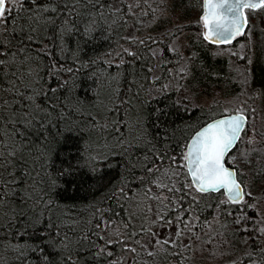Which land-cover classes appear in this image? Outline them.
Listing matches in <instances>:
<instances>
[{"label": "snow or ice", "instance_id": "1", "mask_svg": "<svg viewBox=\"0 0 264 264\" xmlns=\"http://www.w3.org/2000/svg\"><path fill=\"white\" fill-rule=\"evenodd\" d=\"M147 2L0 0V233H3L0 236V264H5L2 253L6 248L17 254L16 259L20 264H26L28 253L40 254L45 264H56V261L59 264H77L82 253L93 248L96 249L93 253L96 259L113 257L114 253L109 250L113 244L120 245L124 252L134 257L139 254L138 247L152 257L160 253L165 258L182 257L181 249L191 248L190 244L183 241L188 239L193 243L198 242L200 238L196 228L210 223L207 219L201 221L198 214L208 206L207 201L217 200V208L225 202L245 205L247 209L256 208L255 204L245 199L252 197V193L246 190L242 181H238L237 170L230 169L225 162L226 158L232 161L233 158L228 154L240 140L248 121L253 119L239 109L236 114L213 120L197 131L186 144L179 161L175 154H170L166 133L160 136L163 142L161 148H156L152 140H147L151 145L148 149L151 156L145 154L143 160L131 164V168L139 167L141 172L128 178L119 189V196L112 194L117 201L123 200L119 208L126 211V221L104 218L105 211L119 217L121 212L116 209L96 208L83 220L78 216L72 218L66 213L52 214L60 203L54 198V192L59 196L63 192L76 194L81 190H90L100 183V178L96 176L97 169L92 163L97 157H90L89 164L81 165L79 161L71 159V153L65 155L66 163L57 169L53 178L49 171L48 153L37 146L40 140L47 139L46 134H50L51 127H56L58 121L67 120L68 104L67 97L60 96V90L67 81L56 85L49 83V80L57 79L58 70H55V66H50L49 80H44L32 68L29 46L35 42L34 33L43 24L44 27H51L61 38L65 34L77 33L90 37L98 28V18H111L112 24L119 22L128 25L129 18L137 15L136 9H141L142 14L147 15L141 7ZM244 9L253 13L264 10V0H203V13L198 22L205 30L203 39L213 44H230L237 37L246 35L248 17ZM21 20L25 23H20ZM128 39L137 46L146 43L137 40L134 34ZM124 52L133 59L140 56L139 52L130 49H124ZM124 62L121 56L116 67L120 68ZM85 66L82 64L76 71ZM65 71L70 72L72 69ZM112 79L117 80V77ZM41 80L44 82L40 83ZM115 94L117 98L108 111L122 115L120 106L128 101L119 99L118 90H115ZM41 99L44 103H41ZM75 107L79 111L78 106ZM123 114H126V109ZM159 118L160 114L157 113L156 123ZM130 128L136 143L128 139ZM91 129L103 141V144L97 142L102 154L109 146L113 150L119 147L122 149L119 155L127 156L129 160L131 155L128 150L139 147L145 140L139 123L132 125L122 119L109 122L106 117L101 120L92 117ZM66 130L69 134L74 131L71 124L66 125ZM105 133L110 134V139ZM111 141H115V144H111ZM177 169H186V172L180 173ZM180 175L186 179L182 186L177 187L173 178H179ZM129 184H136L137 192H132ZM222 191L226 201L214 195ZM137 193H142L140 200L136 199ZM147 201L158 206L156 220L150 223L152 204L141 207ZM132 204L139 210L127 211ZM238 211L240 215L236 217L235 223L243 225L239 230L253 233L241 237L246 245L245 259L248 264H264V217H260L257 222V218L248 216L244 208ZM169 213L173 215L169 216ZM133 220L141 221L139 230ZM158 221L161 227H168L169 233L175 221V234H166L161 238L153 232L152 227ZM145 234L153 238L150 241L151 248H146L141 242ZM113 236L115 239L110 238ZM10 237H18L19 242L13 243ZM93 237L104 241V245H98ZM49 253H55V259ZM108 264L123 262L115 257ZM240 264H244V260Z\"/></svg>", "mask_w": 264, "mask_h": 264}, {"label": "trees", "instance_id": "2", "mask_svg": "<svg viewBox=\"0 0 264 264\" xmlns=\"http://www.w3.org/2000/svg\"><path fill=\"white\" fill-rule=\"evenodd\" d=\"M148 5L156 7L157 10L149 9L151 7ZM192 5L193 2L191 0H163V2L160 0V4H157V0H148L147 3L142 4V9L147 12V15L143 16L149 24L142 26L137 32L139 40L146 42L140 46H137L134 42L130 43L128 39L129 30L136 20L134 18L135 15L129 18L128 25H122L119 22L112 24L111 18L103 20L98 18V28L90 37L77 33L65 34L61 38L51 27H44L43 24L34 33L35 42L29 46L32 55V68L44 80H49L50 66L54 65L55 70H58L57 79H51L49 83L56 85L67 81L65 87L60 90V96L62 98L66 96L68 104L67 120L58 121L56 127H51L49 130L50 134H46L47 139L40 140L37 146L47 151L49 171L53 178H55L57 169L66 163L65 155L68 153L72 154L71 159L79 161L81 165L89 164L90 157H97L92 163L95 164L97 169L96 176L100 178V183L90 190H81L76 194L63 192L59 196H56L54 192V198L60 203L55 212L52 213L53 215L66 213L72 218L78 216L83 220L90 216L96 208L101 210L116 209L121 212L119 217H114L111 212L105 211L103 213L104 218H112L117 221L124 219L126 221V211L119 208V203H123V200L117 201L112 194L116 193L119 196V189L125 185L128 178L141 172L139 167L131 168V164L138 163V160H143L145 154L151 156L148 151L151 145L146 141L152 140L156 148H161L163 142L160 136L166 133L170 144V154H175L179 161L181 153L186 150L185 146L194 133L213 118L223 115L209 117L200 108H190L191 106L188 104L178 101V95L175 90L151 99H148L145 94L148 88L153 85L154 56L150 53V46L155 43L160 44L166 37L164 44L160 48H163L161 54L167 58L168 44L165 41L166 39L170 40L172 36L177 37L178 32H180L178 40L174 39L176 42L178 41L182 54L186 55L187 63L193 66L195 70L194 77L188 80L190 89L210 88L213 85L222 87V77H225L226 73V61L221 58H214L210 53L209 46L215 47L219 45L209 44L204 39L206 44L203 41L199 43L194 40V21L192 20L195 13L192 10ZM136 13L137 16L142 15L141 9H136ZM157 13H160V16H157V21L155 22L153 21V16ZM20 23L23 24L25 21L21 20ZM153 40L156 42L153 43ZM173 41L172 39L169 44H172ZM124 49L137 51L140 56L133 59L124 52ZM255 54L254 62L250 65V68L255 81L264 90L262 55L259 49L255 50ZM121 56H123L125 62L120 68H117L116 65L120 63ZM114 60L118 61V63L114 62ZM82 64L86 66L80 71H76V69L81 68ZM164 66H166V63H164ZM65 69H72V71H65ZM149 69H152V71H149ZM114 76L117 77V80L112 79ZM44 80H41L40 83H43ZM167 80L168 71L163 70L155 85H160L161 87ZM115 90L119 92V99L128 101L127 104L120 106L119 111L122 115L108 111L109 108L113 107V101L117 98ZM41 103H44L42 99ZM75 106H78L79 111L76 110ZM125 109L126 114H123ZM157 113L160 114L158 123H156ZM245 115L250 117L248 114ZM92 117H96L97 120L106 117L109 122L116 119L130 122V120L135 118L137 121L135 124L139 123L142 126V134L145 140L140 143L139 147H133L128 150L131 160L127 156L119 155L122 151L119 147L113 150L109 146L104 149L103 154L101 153L97 142L99 141L100 144H103V141L91 129ZM53 119L55 120V117ZM67 124H71L74 129L71 134L66 130ZM75 129L79 130L76 131ZM247 129L245 128L242 135L247 132ZM58 130L60 132L59 135ZM105 136L110 139L109 133H105ZM128 139L136 143L133 140L131 128L128 131ZM111 144H115V141H111ZM228 165L237 169L236 166L229 163ZM238 178L243 182L239 171ZM129 187H131L132 192H137L136 184H129ZM137 195L141 194L137 193ZM214 195L217 197L225 196L223 192ZM69 197H72V199L69 200ZM245 199L249 203H255L249 197H245ZM210 204L208 207L202 205L204 210L202 213H198L201 221L205 220L206 208L207 210L213 208L217 204V200ZM239 207L241 205L223 204L222 213L218 218L222 223L221 225H231L229 229H226V234L228 233V235L224 233L221 235V237L229 239L228 243H222L217 240V237H212L213 242L209 244L206 241V237L209 235L205 234V230L208 231V226L197 227L199 240L206 243L208 254H213L214 251L220 250L225 245L228 246L229 251L224 250L223 252H233L235 254L238 253V248L241 245L246 247L241 241V237L249 236L253 233L240 231L239 228L243 227V225L238 226L235 223L236 217L240 215ZM36 210L40 211L39 208ZM229 212L232 214L229 215ZM250 217L255 216L251 215ZM258 221L259 218H257ZM95 222L93 221V223ZM138 222L141 221L133 220V224ZM249 225H251V222H249ZM201 232H204L203 237ZM101 234L107 235L106 233ZM2 235L3 233H0V236ZM110 238L115 239L114 236ZM10 239L13 243L19 242L18 237H10ZM93 239L96 240L98 245H104V241L99 240L98 237H93ZM109 250L114 253L113 257L104 256L96 259L93 256L96 249L93 248L86 253H82L77 260V264H108V261L115 257H119L124 264V257L132 255L124 252L118 244H113ZM138 253L145 257L149 264H162V261L164 264H169V261L171 264H177L181 258L178 256L165 258V255L160 257V254L155 257L148 256L144 249L139 247ZM2 255L5 258V264H20V261L16 259L17 254L10 249L6 248ZM49 255L55 259V253H49ZM135 259L132 258L133 261ZM242 259L244 264H248L245 256ZM233 262H235L233 264H238V258ZM26 264H45V262L40 254L28 253ZM56 264H59V261H56Z\"/></svg>", "mask_w": 264, "mask_h": 264}, {"label": "rangeland", "instance_id": "3", "mask_svg": "<svg viewBox=\"0 0 264 264\" xmlns=\"http://www.w3.org/2000/svg\"><path fill=\"white\" fill-rule=\"evenodd\" d=\"M191 1L193 2L192 10L195 13L193 15L195 19L193 18L192 20L194 21V40L199 43L203 41V43L206 44L203 40L204 29L198 23L203 12V0ZM126 2H128V0H126ZM157 4H160V0H157ZM149 9L157 10L154 6ZM246 15L249 21L245 31L246 35L240 36L233 44L228 46H209L210 53L214 58H221L226 61L225 77H222L223 80L221 79L222 87L213 85L210 88L202 87L198 90L190 89V82H188V80L194 77L195 70L193 66L187 63L186 55L182 54L180 45L178 41L176 42L175 40H178L180 36V32H178L179 35H177V37L172 36L170 40L166 39L165 41L166 44H168L167 58L161 54L163 48H160L161 45L164 44L166 37H164L163 42H160V44L155 43L150 46V53L154 56L153 85L151 88H148L145 94L148 99H151L160 94L175 90L179 102L188 104L191 106L190 108H200L207 113L209 117L235 113L237 110L242 109L244 114H248L253 118L250 122L248 121L246 126V128H248L247 132L242 135L237 147L230 155L233 159L231 162L228 161V163L237 167L246 190L251 191L252 197L255 198L249 197L250 200L255 202V209H247L245 205H241L239 209L245 208L247 209L245 210L247 215L260 218L264 217V90L258 85L257 81H255L250 65L254 62L256 49L260 50L262 55L261 60L264 65V10H257L253 13L251 10L247 9ZM157 16H160V13L154 14L153 21H157ZM134 18L136 20L129 30V37L134 34L135 38L139 40L137 32L142 26H146L149 23L145 20L143 14L139 16L135 15ZM133 25H135V27H133ZM172 39L174 40L173 43L169 44ZM199 46H201V44H199ZM171 49H175V51ZM153 52L155 55H153ZM114 62L118 63L116 60H114ZM164 63H166V66H164ZM163 70L166 72L168 71V80L160 87V85H155V82L158 81ZM136 122L135 118L130 120L132 125H135ZM177 171L180 173L186 172L184 169H177ZM173 179L177 187H180L186 177L180 175L179 178L174 177ZM153 191H156V189H153ZM138 194L141 195H136V199L140 200L142 193ZM218 198L224 201L227 200L225 196H220ZM214 201L215 199L207 201V205L210 206V203ZM147 203H151L153 208V212L150 215V223L152 220H156V208L158 206L154 202L147 201L143 202L141 207H146ZM225 203L227 204V202ZM216 205L210 210H207V208L205 210V219L210 222L209 224H205V226H208V231L205 230V234L209 235L206 237V241L212 244L213 238L217 237L218 241L228 243L229 239L226 237L223 238L221 235L223 233L228 235V233L226 234V229H229L231 225H221L222 223L218 218L222 213L223 204L219 208H217ZM127 210L138 211L139 209H137L135 204H132L128 206ZM172 215L173 213H169V216ZM140 223L141 222L134 224L137 230L140 228ZM176 230L175 221L171 226L170 233L168 227H161L159 221L152 227V231L158 233L161 238L166 234H175ZM196 232L198 233L197 228ZM201 235L203 237L204 232H201ZM152 239L150 235H144L142 243L145 244L146 248H151L150 241ZM183 243L190 244L191 248L181 249L182 257L178 256L181 257L179 260L180 264H233L236 258H238V264H240L242 257L245 256L246 247L243 245L238 248L237 254L233 252L227 253L229 249L226 245L220 250L214 251L213 254H208L206 251V243L203 241L199 240L193 243L191 240L185 239ZM224 250L227 252H223ZM221 252L223 253L220 254ZM163 256L164 254L160 253V257ZM132 258H136L135 261H133ZM124 259V264H149V261L141 254L135 257L133 255L126 256ZM162 264H164L163 261Z\"/></svg>", "mask_w": 264, "mask_h": 264}, {"label": "water", "instance_id": "4", "mask_svg": "<svg viewBox=\"0 0 264 264\" xmlns=\"http://www.w3.org/2000/svg\"><path fill=\"white\" fill-rule=\"evenodd\" d=\"M245 10H246V9H244V12H245ZM202 13H203V12H202ZM201 15H202V14H201ZM246 28H247V26H246ZM246 28H245V30H246ZM239 37H240V36H239ZM237 38H238V37H237ZM237 38H236V39H237ZM236 39H235V40H236ZM235 40H234V41H235ZM234 41H232V43H233ZM212 44H213V43H212ZM230 44H231V43H230ZM216 45H229V44H216ZM235 114H236V113H235ZM230 115H233V114L222 115V116H219V117H217V118H215V119H213V120H216V119H222V118H225L226 116H230ZM213 120L209 121L208 123L212 122ZM206 124H207V123H206ZM206 124H205V125H206ZM205 125H203L202 127H200L197 131L201 130ZM197 131H196V132H197ZM196 132H195V133H196ZM195 133H194V135H195ZM241 134H242V133H241ZM194 135H193V136H194ZM193 136H192V137H193ZM192 137H191V138H192ZM191 138H190V140H191ZM190 140H189V142H190ZM238 142H239V141H238ZM238 142H237V144H238ZM237 144H236V146H237ZM236 146H235V147H236ZM235 147L229 152V154L235 149ZM229 154H228V156H229ZM226 160H227V158H226ZM225 162H226V161H225ZM226 166L229 167L230 169L233 168V167L228 166V165H227V162H226ZM237 179H238V176H237ZM238 181H239V180H238ZM129 264H130V263H129Z\"/></svg>", "mask_w": 264, "mask_h": 264}, {"label": "bare ground", "instance_id": "5", "mask_svg": "<svg viewBox=\"0 0 264 264\" xmlns=\"http://www.w3.org/2000/svg\"><path fill=\"white\" fill-rule=\"evenodd\" d=\"M234 150H235V149H234ZM234 150H233V151H234ZM233 151H232V152H233ZM232 152H231V153H232Z\"/></svg>", "mask_w": 264, "mask_h": 264}, {"label": "flooded vegetation", "instance_id": "6", "mask_svg": "<svg viewBox=\"0 0 264 264\" xmlns=\"http://www.w3.org/2000/svg\"><path fill=\"white\" fill-rule=\"evenodd\" d=\"M243 260V259H242Z\"/></svg>", "mask_w": 264, "mask_h": 264}]
</instances>
